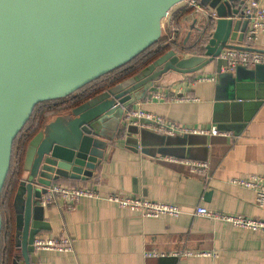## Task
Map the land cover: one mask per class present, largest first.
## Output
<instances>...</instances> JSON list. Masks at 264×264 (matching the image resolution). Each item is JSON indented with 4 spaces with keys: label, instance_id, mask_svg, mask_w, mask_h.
<instances>
[{
    "label": "water",
    "instance_id": "obj_1",
    "mask_svg": "<svg viewBox=\"0 0 264 264\" xmlns=\"http://www.w3.org/2000/svg\"><path fill=\"white\" fill-rule=\"evenodd\" d=\"M246 2L200 0L215 14L208 17L214 27L202 55L179 56L169 50L131 77L56 115L33 136L25 150L24 175L13 199L18 252L12 264H19V258L28 264L35 250L34 237L50 229L40 203L47 188L63 180L87 181L93 177L106 140L115 137L105 136V130L112 131L115 122L118 129L124 112L151 89L168 87L174 81L171 77L183 80L187 74L215 63L219 84L225 82L222 100L229 120L236 107L242 111L243 120L250 117L251 110L264 99L262 91L255 92L263 85L259 83V70L264 65L245 71L246 77L240 79L237 72H221L225 61L219 58L224 48L260 51L237 44L243 42L249 22L243 14ZM184 3L0 0V193L9 171L14 138L35 105L64 98L132 60L159 39L163 23H169ZM207 25L205 20V27L196 28L201 36ZM215 108L221 109V102H216ZM123 127L126 136L138 133V125ZM135 145L142 151L139 140ZM1 228L0 214V233Z\"/></svg>",
    "mask_w": 264,
    "mask_h": 264
},
{
    "label": "crops",
    "instance_id": "obj_2",
    "mask_svg": "<svg viewBox=\"0 0 264 264\" xmlns=\"http://www.w3.org/2000/svg\"><path fill=\"white\" fill-rule=\"evenodd\" d=\"M257 2L264 8V0ZM205 20L204 14L191 9L178 17L177 31L183 32L176 40L181 52H188L195 45L201 36L196 28L205 27ZM164 28L161 35L169 31ZM237 44L264 51V32L252 43H246L243 37V42ZM251 69L255 67L235 69L232 73L237 72L244 79L245 71ZM200 75L216 78L200 82L196 80ZM171 80L174 81L168 87L151 89L132 109L139 108L183 126L207 130L216 127L228 134L186 133L167 137L138 126L134 136L122 132L119 137L106 140L93 177L87 181L63 180L55 185L90 187L101 197L112 193L144 196L176 203L186 213L176 218H142L103 198H82L72 210L49 205L44 207V220L50 229L41 233L59 236L66 230L73 251L34 250L28 264H264V231L190 212L200 205L220 213L264 220V202H256L255 191L232 182L251 175L264 176V99L251 110L247 120L241 118L238 107L229 120L227 105L222 100L225 82L219 84L215 63L187 75L185 80L175 76ZM259 81L263 85L255 92L264 93V69L259 70ZM157 91L165 93L168 99L153 97ZM181 97L184 99L180 100ZM217 100L221 109L215 108ZM118 124L115 122L112 131L106 129L105 136L115 135ZM137 140L142 151L135 145ZM195 162L206 163L204 174L188 164ZM152 252L157 255L146 256ZM18 260L25 264L22 258Z\"/></svg>",
    "mask_w": 264,
    "mask_h": 264
},
{
    "label": "built area",
    "instance_id": "obj_3",
    "mask_svg": "<svg viewBox=\"0 0 264 264\" xmlns=\"http://www.w3.org/2000/svg\"><path fill=\"white\" fill-rule=\"evenodd\" d=\"M192 11L204 14L206 16V22L208 24V17H214V12L212 10H206L200 5V1L196 0H185L184 6ZM181 7V8H183ZM180 8V9H181ZM179 9V10H180ZM178 11V10H177ZM176 11V12H177ZM244 16L249 20V26L244 35V41L246 43H252L257 39V36L264 32V8L261 7L257 0H249L246 7L243 9ZM174 16V15H173ZM167 28L171 32L177 31L178 28L175 27L172 22H165ZM164 26V25H163ZM247 47H249L247 45ZM219 58L225 61V65L221 67V72L232 73L238 67L243 68H253L256 65H264V52L245 50V49H235V48H224L220 54ZM216 76L200 75L197 77V81L205 80H215ZM158 100H167L165 93L154 92L152 94ZM172 99H176L173 97ZM183 100L184 98H179ZM139 120L147 121L146 124H139ZM124 125H138L141 128H148L157 133L163 135L171 136L176 134H215V135H227L225 131H220L216 127H212L207 130L199 127H189L176 124L174 122L168 121L165 118L158 116L153 113L143 111L139 108H134L127 111L124 114ZM172 161L173 159L167 158ZM192 166L194 171L200 174L206 172L207 165L204 162L188 163ZM234 184L240 185L242 187L250 188L255 191V199L259 205L264 202V176L251 175L247 179H233ZM82 198H103L111 201L121 208L134 211L140 217H159V216H170L178 217L186 211L182 206L176 203L161 202L149 199L144 196H128L120 195L119 193H112L106 196H100L96 191L86 186H62L55 185L47 188L46 193H44L40 199V203L43 207L49 205H57L59 208H66L72 210L75 204ZM192 215H197L204 217L206 219L220 220L222 222H228L234 226L246 228L254 231H264V220L253 217H246L243 215L233 214V213H220L207 209L203 206H196L190 211ZM34 249L37 250H49L58 252H71L73 251L72 239L63 229L59 236H51L43 233L37 234L32 243ZM157 254L147 253L146 256H156Z\"/></svg>",
    "mask_w": 264,
    "mask_h": 264
},
{
    "label": "trees",
    "instance_id": "obj_4",
    "mask_svg": "<svg viewBox=\"0 0 264 264\" xmlns=\"http://www.w3.org/2000/svg\"><path fill=\"white\" fill-rule=\"evenodd\" d=\"M196 1L199 2L200 0ZM189 10L190 9L187 7L178 10L171 20L172 24L175 27L179 26L178 17ZM213 27V20H209L205 33L196 41L195 45H193L188 52H181L180 49H178L175 34L177 31H174L172 35L171 32L168 31L167 34L161 35L155 43L147 47L126 64L100 76L64 98L43 101L35 105L29 119L14 138L9 171L0 193V214L2 218L0 264H12L18 252L15 243L16 218L13 209V199L17 186L24 175L23 161L25 150L33 136L37 134L46 122L53 120L56 115L81 104L114 84L131 77L169 50L175 51L179 56L202 55L204 52V45ZM187 75L184 80L187 78ZM130 110H132V108L129 109V111ZM123 125L124 116L117 129L115 138L122 134V130L124 129ZM54 184H58V182Z\"/></svg>",
    "mask_w": 264,
    "mask_h": 264
},
{
    "label": "rangeland",
    "instance_id": "obj_5",
    "mask_svg": "<svg viewBox=\"0 0 264 264\" xmlns=\"http://www.w3.org/2000/svg\"><path fill=\"white\" fill-rule=\"evenodd\" d=\"M199 22H200L199 24H202V26H203V21H202V20H199ZM163 25H164V27H165L164 29H167L166 26H165V22L163 23ZM182 32H183L182 30H181V31H177V32L175 33V34H176V38H177V36H180V35L182 34ZM163 33H165L164 30H163ZM188 33H189V34H186V37L188 36V38H189V36H190V31H189Z\"/></svg>",
    "mask_w": 264,
    "mask_h": 264
}]
</instances>
